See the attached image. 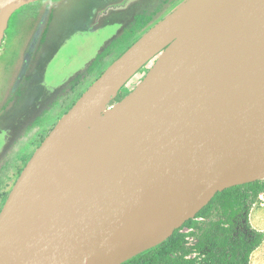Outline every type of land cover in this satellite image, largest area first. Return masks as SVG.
I'll list each match as a JSON object with an SVG mask.
<instances>
[{
	"label": "water",
	"instance_id": "obj_1",
	"mask_svg": "<svg viewBox=\"0 0 264 264\" xmlns=\"http://www.w3.org/2000/svg\"><path fill=\"white\" fill-rule=\"evenodd\" d=\"M34 1L0 0V48L12 14ZM183 8L180 34L140 63ZM159 54L109 107L115 123L68 169L57 195L35 220L24 217L34 175L91 99L126 64L139 65L108 107ZM257 180H264V0H186L108 66L36 150L0 213V264H123L169 239L218 192Z\"/></svg>",
	"mask_w": 264,
	"mask_h": 264
},
{
	"label": "rangeland",
	"instance_id": "obj_2",
	"mask_svg": "<svg viewBox=\"0 0 264 264\" xmlns=\"http://www.w3.org/2000/svg\"><path fill=\"white\" fill-rule=\"evenodd\" d=\"M185 1L36 0L30 2L18 8L11 16L10 27H7L4 36L6 40L3 46L1 45L5 49V53L0 56V71L7 63H10L11 69L7 75V79H10L24 64L26 57L34 48L30 55L33 59L31 65L33 71H37L42 64L46 63V59L51 57L45 74L46 83L52 84V86L62 85L67 78L75 76L80 71V75L77 76L80 79L79 84L67 85L64 95L65 93L69 95L75 90H78V94H82L146 31ZM45 3H48L52 10L45 9ZM38 12L41 14L40 17L44 15L45 18L41 26L42 30L36 32ZM91 28H96V30L90 33L85 31V29ZM117 33L118 35H116ZM114 35H116L115 40L111 38ZM110 40H113L112 43ZM41 43L44 44L39 51ZM60 44L61 48L55 50ZM54 46L55 48H53ZM159 56L160 54L144 65L122 87L119 94L109 103L108 108L120 101L118 100L120 94L125 97L136 88ZM41 73H43L42 68L39 75ZM53 107H57L61 111L57 105ZM9 184L10 182L7 181L4 190L10 187ZM224 216L219 203L206 215L194 218L192 225L180 229V233L185 235L186 247L191 250L188 257L201 258L195 245L200 240L202 230L211 222ZM250 221L254 228L264 231V206H253ZM250 264H264V241L252 253Z\"/></svg>",
	"mask_w": 264,
	"mask_h": 264
},
{
	"label": "flooded vegetation",
	"instance_id": "obj_3",
	"mask_svg": "<svg viewBox=\"0 0 264 264\" xmlns=\"http://www.w3.org/2000/svg\"><path fill=\"white\" fill-rule=\"evenodd\" d=\"M106 1L116 2L122 0ZM44 6L46 7H44L45 9L52 10L48 3H45ZM113 8L119 9L123 7ZM40 10L42 9L40 8ZM40 15L38 12L36 32L42 30L41 26L45 18L44 15L41 17ZM10 23L11 18L8 28ZM94 30L96 28L85 29L88 33ZM116 35L111 38L113 39ZM5 40L3 39L2 46ZM112 41L110 40L111 43ZM43 44H40L39 51ZM61 44L55 50L60 49ZM2 46L0 48V56L5 53V49ZM106 46L109 47L110 45ZM31 52L26 57L24 64L10 79H7L11 69L10 63H7L0 71V213L21 173L36 150L52 131L53 126L57 124L83 94H78V90H75L69 95H66V93L64 95L67 85L79 84L80 79L77 76L80 75V71L75 76L67 78L62 85L52 86V84H48L45 81L46 69L51 62V57L46 59V63L42 64L37 71H33L31 69L33 61L32 57H30ZM41 68L43 73L39 75ZM73 80L75 81L74 83L71 82ZM54 105H57L61 111L57 107H53ZM7 181L10 182V187L4 190V185Z\"/></svg>",
	"mask_w": 264,
	"mask_h": 264
},
{
	"label": "trees",
	"instance_id": "obj_4",
	"mask_svg": "<svg viewBox=\"0 0 264 264\" xmlns=\"http://www.w3.org/2000/svg\"><path fill=\"white\" fill-rule=\"evenodd\" d=\"M123 97L120 94L118 100ZM263 192L264 180L232 186L218 192L197 214L196 217L204 216L220 203L225 215L202 230L195 245L201 258L188 257L191 250L180 233V229L193 224L191 219L166 241L123 264H250L252 253L264 241V231L254 228L250 221L251 210Z\"/></svg>",
	"mask_w": 264,
	"mask_h": 264
},
{
	"label": "bare ground",
	"instance_id": "obj_5",
	"mask_svg": "<svg viewBox=\"0 0 264 264\" xmlns=\"http://www.w3.org/2000/svg\"><path fill=\"white\" fill-rule=\"evenodd\" d=\"M186 11H188L186 8L180 10L175 21L165 31L154 37L155 42L151 44L153 47L145 51L143 57L139 59L140 63L149 59L157 50H164V47L180 34L187 22L188 13ZM138 66L126 64L125 74L112 77L97 97L91 99L73 126L62 135L60 144L41 163L33 177L29 191L24 195L22 202L24 217L30 220L36 219L43 205L57 195V187L65 180L68 169L88 150L91 143L98 140L105 129L115 123L117 114L107 107V103L118 86ZM19 223L20 226L17 229L24 228L25 224Z\"/></svg>",
	"mask_w": 264,
	"mask_h": 264
},
{
	"label": "built area",
	"instance_id": "obj_6",
	"mask_svg": "<svg viewBox=\"0 0 264 264\" xmlns=\"http://www.w3.org/2000/svg\"><path fill=\"white\" fill-rule=\"evenodd\" d=\"M254 205H261L264 206V192L261 193Z\"/></svg>",
	"mask_w": 264,
	"mask_h": 264
}]
</instances>
